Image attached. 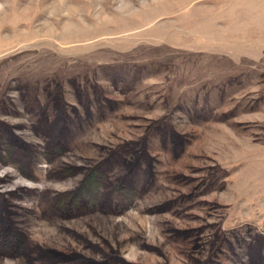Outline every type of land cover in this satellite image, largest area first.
<instances>
[{"label":"rangeland","instance_id":"obj_1","mask_svg":"<svg viewBox=\"0 0 264 264\" xmlns=\"http://www.w3.org/2000/svg\"><path fill=\"white\" fill-rule=\"evenodd\" d=\"M0 242L264 264V0H0Z\"/></svg>","mask_w":264,"mask_h":264},{"label":"trees","instance_id":"obj_2","mask_svg":"<svg viewBox=\"0 0 264 264\" xmlns=\"http://www.w3.org/2000/svg\"><path fill=\"white\" fill-rule=\"evenodd\" d=\"M5 241V240H4ZM5 242H0V246H3V244H4Z\"/></svg>","mask_w":264,"mask_h":264}]
</instances>
